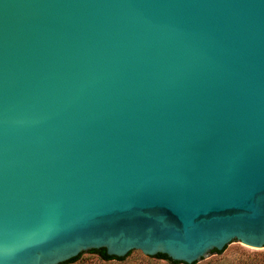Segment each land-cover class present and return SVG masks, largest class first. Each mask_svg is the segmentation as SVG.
<instances>
[{
    "label": "water",
    "instance_id": "95a60500",
    "mask_svg": "<svg viewBox=\"0 0 264 264\" xmlns=\"http://www.w3.org/2000/svg\"><path fill=\"white\" fill-rule=\"evenodd\" d=\"M233 243L264 251V0H0V264Z\"/></svg>",
    "mask_w": 264,
    "mask_h": 264
},
{
    "label": "rangeland",
    "instance_id": "374dc122",
    "mask_svg": "<svg viewBox=\"0 0 264 264\" xmlns=\"http://www.w3.org/2000/svg\"><path fill=\"white\" fill-rule=\"evenodd\" d=\"M222 254H214L198 264H264V251H244L235 243L226 247ZM75 264H170L157 258L144 260L137 252L125 261L104 262L97 255L90 253L80 258Z\"/></svg>",
    "mask_w": 264,
    "mask_h": 264
},
{
    "label": "trees",
    "instance_id": "16d2710c",
    "mask_svg": "<svg viewBox=\"0 0 264 264\" xmlns=\"http://www.w3.org/2000/svg\"><path fill=\"white\" fill-rule=\"evenodd\" d=\"M88 252L97 255L104 262H110V261L122 262V261H125L126 257L130 256V254L132 253V251H131L126 257H116V256L108 255L106 249L91 250V251H88ZM223 252L224 251L213 250L211 252V254H222ZM82 254L83 253H81L79 256H77V257H75V258H73V259H71V260H69L67 262L61 263V264H75L76 262H78L80 260ZM154 258H157L159 260H165V261L169 262L170 264H186V263H183V262L174 261L171 258H169L167 255H164V254H158L157 256H154ZM197 263L198 262H196L194 264H197Z\"/></svg>",
    "mask_w": 264,
    "mask_h": 264
}]
</instances>
